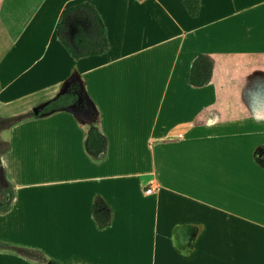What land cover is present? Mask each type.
Returning a JSON list of instances; mask_svg holds the SVG:
<instances>
[{
    "label": "crops",
    "instance_id": "0c3cea01",
    "mask_svg": "<svg viewBox=\"0 0 264 264\" xmlns=\"http://www.w3.org/2000/svg\"><path fill=\"white\" fill-rule=\"evenodd\" d=\"M82 2L108 48L73 57ZM0 167V264H264V0H0Z\"/></svg>",
    "mask_w": 264,
    "mask_h": 264
},
{
    "label": "trees",
    "instance_id": "16d2710c",
    "mask_svg": "<svg viewBox=\"0 0 264 264\" xmlns=\"http://www.w3.org/2000/svg\"><path fill=\"white\" fill-rule=\"evenodd\" d=\"M184 4L190 15L197 14L199 0H184ZM81 10L83 18H87L89 26L86 30H82L76 35V47H71L65 44L70 54L73 57H81L93 54H102L108 48V41L105 32L104 24L98 15L94 6L89 2H82L77 6ZM68 9L65 10V13ZM209 61L204 55H198L190 68L189 81L195 87L204 85L208 79ZM75 95L72 92H65L57 97L49 100L41 108L42 112H50L57 110L75 102ZM105 144V138L97 128H90L87 136L85 146L87 150L93 154L98 155ZM93 217L98 228H103L111 219L110 208L101 199H95L92 203ZM16 248L10 244L0 240V250L13 251ZM58 264L57 262H53Z\"/></svg>",
    "mask_w": 264,
    "mask_h": 264
},
{
    "label": "rangeland",
    "instance_id": "374dc122",
    "mask_svg": "<svg viewBox=\"0 0 264 264\" xmlns=\"http://www.w3.org/2000/svg\"><path fill=\"white\" fill-rule=\"evenodd\" d=\"M8 194H10V187L8 189ZM1 200H2V202L4 201V195H2ZM159 250H160L159 254L161 252L164 254V255H162V257H160L159 264H180L178 261L174 260L173 255L170 253V251H168L169 249L166 248L165 245L162 248H160ZM28 257H30L31 259H34V260L37 259V257L34 256L33 251L28 252ZM202 260H203V256H202L201 260L197 262V264H203ZM54 264H56V263H54Z\"/></svg>",
    "mask_w": 264,
    "mask_h": 264
},
{
    "label": "built area",
    "instance_id": "2783aa9c",
    "mask_svg": "<svg viewBox=\"0 0 264 264\" xmlns=\"http://www.w3.org/2000/svg\"><path fill=\"white\" fill-rule=\"evenodd\" d=\"M151 191H152L151 187H148V188L145 189V193H147V194L151 193Z\"/></svg>",
    "mask_w": 264,
    "mask_h": 264
},
{
    "label": "water",
    "instance_id": "95a60500",
    "mask_svg": "<svg viewBox=\"0 0 264 264\" xmlns=\"http://www.w3.org/2000/svg\"><path fill=\"white\" fill-rule=\"evenodd\" d=\"M0 175H1V176H3V172H2V169H1V167H0Z\"/></svg>",
    "mask_w": 264,
    "mask_h": 264
}]
</instances>
